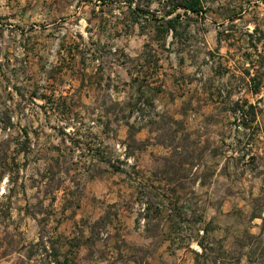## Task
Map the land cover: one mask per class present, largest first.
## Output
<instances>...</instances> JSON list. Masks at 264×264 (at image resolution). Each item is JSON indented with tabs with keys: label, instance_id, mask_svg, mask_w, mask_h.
<instances>
[{
	"label": "rangeland",
	"instance_id": "rangeland-1",
	"mask_svg": "<svg viewBox=\"0 0 264 264\" xmlns=\"http://www.w3.org/2000/svg\"><path fill=\"white\" fill-rule=\"evenodd\" d=\"M201 1L168 15L177 0H0V264H66L85 242L113 264H197L199 241V264H264V89L207 110L227 138L199 144L114 87L186 57L264 88V0Z\"/></svg>",
	"mask_w": 264,
	"mask_h": 264
},
{
	"label": "crops",
	"instance_id": "crops-1",
	"mask_svg": "<svg viewBox=\"0 0 264 264\" xmlns=\"http://www.w3.org/2000/svg\"><path fill=\"white\" fill-rule=\"evenodd\" d=\"M176 11L177 9L168 15ZM203 66L196 61H188L186 57H180V59L158 57L152 61L144 62L142 72H126L121 74L122 79L119 76L113 79V81L117 82L114 87H116V90L123 89L125 91L128 89L132 93L142 94L153 104H162L167 113L173 116V122L181 127L180 130L176 131L177 140H183L188 137L192 142L195 141L199 144L223 142L227 138L226 123L215 119H206L204 116H207V110L215 109L219 105L220 100L223 98L229 99L231 95L243 93H249V95L260 94L262 89H264L263 80L262 78L257 79L250 70H247L243 75H236L227 79L220 74H216V71L213 73L196 72L198 68ZM119 80L124 82V84L118 85ZM233 81L239 83L238 87L233 85ZM199 95L205 101V105L198 106ZM255 105L254 101L249 100L243 107L240 106L239 108L246 115L249 112L254 114ZM58 108L60 112L64 113V110L61 109L62 107ZM202 112L205 113L202 114ZM154 123L155 121L153 120L144 129L148 132L150 140L152 139L151 134L162 130L161 126L155 128ZM160 144L161 153L168 154L170 146L164 142H160ZM177 149L183 150L180 145L177 146ZM210 150L206 148V157L212 156L208 154ZM158 183L164 185L166 182L159 180ZM78 216L79 214H76V217ZM86 245L87 242L79 246H68L63 255L58 257L64 259L63 262L66 264L74 262L70 259L71 256H74V260L78 264H113L106 257H102L97 247ZM60 262L59 260L58 264Z\"/></svg>",
	"mask_w": 264,
	"mask_h": 264
},
{
	"label": "trees",
	"instance_id": "trees-1",
	"mask_svg": "<svg viewBox=\"0 0 264 264\" xmlns=\"http://www.w3.org/2000/svg\"><path fill=\"white\" fill-rule=\"evenodd\" d=\"M178 7H183L187 10L193 11V12H201L202 11V1L201 0H177L176 3L173 4L172 8H170L167 12V14L172 13L174 10H176ZM177 21V18L170 19L169 25L171 27L175 26V22ZM251 237H258V235H250ZM199 245L202 248L201 252H196L195 260L196 263L199 264L202 259H208L211 255L212 248L209 249L204 243L199 241ZM210 250V251H209Z\"/></svg>",
	"mask_w": 264,
	"mask_h": 264
},
{
	"label": "built area",
	"instance_id": "built-area-1",
	"mask_svg": "<svg viewBox=\"0 0 264 264\" xmlns=\"http://www.w3.org/2000/svg\"><path fill=\"white\" fill-rule=\"evenodd\" d=\"M142 109L145 110L149 115L154 114L155 110L159 111L161 109V105L157 104H150V103H142ZM137 114H140V111L137 112ZM140 118V117H139ZM147 116H145V120H147Z\"/></svg>",
	"mask_w": 264,
	"mask_h": 264
}]
</instances>
